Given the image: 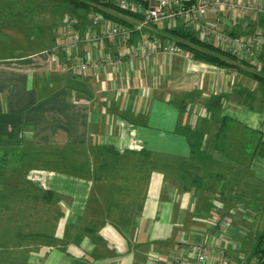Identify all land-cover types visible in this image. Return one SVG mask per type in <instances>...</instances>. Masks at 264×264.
I'll return each instance as SVG.
<instances>
[{"label": "crops", "instance_id": "1", "mask_svg": "<svg viewBox=\"0 0 264 264\" xmlns=\"http://www.w3.org/2000/svg\"><path fill=\"white\" fill-rule=\"evenodd\" d=\"M21 8L0 13V264H176L202 244L242 264L264 234L261 86L185 50L77 76L56 42L67 18L36 47L15 25L43 18ZM239 15L211 22L264 35V13Z\"/></svg>", "mask_w": 264, "mask_h": 264}, {"label": "built area", "instance_id": "2", "mask_svg": "<svg viewBox=\"0 0 264 264\" xmlns=\"http://www.w3.org/2000/svg\"><path fill=\"white\" fill-rule=\"evenodd\" d=\"M121 10L139 15L140 18L121 16L129 25L107 19L99 13L88 15L84 25L82 20L68 17L56 41L73 61L77 76L88 74L102 64L120 66L124 58L141 60L150 56H180L184 50L175 40L164 35H149L147 30L159 28L174 30L185 27L198 34L203 42L212 43L224 51L250 62L257 63L254 51L264 45V35H256L238 41L222 31L220 26L211 22V16L227 14L237 18L239 13H250L258 16L264 13V0H112ZM151 4H158L152 7ZM261 4V5H257ZM242 17V16H241ZM243 18V17H242ZM117 44L123 49L121 54L109 53L105 45ZM83 47L99 51L94 59L80 60ZM55 55V51H52ZM254 255H248L242 264H264V247ZM192 259L184 257L182 250L174 252L176 264H234L233 260L216 244L194 245L191 248ZM251 256V257H250ZM250 257V258H249ZM250 259V260H249Z\"/></svg>", "mask_w": 264, "mask_h": 264}, {"label": "trees", "instance_id": "3", "mask_svg": "<svg viewBox=\"0 0 264 264\" xmlns=\"http://www.w3.org/2000/svg\"><path fill=\"white\" fill-rule=\"evenodd\" d=\"M52 2L56 3L57 5L65 6L66 11L68 12V17H75L85 21L89 14L91 13H99L104 15L107 19L116 21L118 23H123L124 25H129L126 21L122 20L119 16L109 14L106 11L102 10L100 7L104 6H114L112 0H51ZM118 7V6H117ZM119 8V7H118ZM118 11L124 13L123 15L136 17L139 19L140 16L126 12L121 10L120 8ZM87 24V22H86ZM84 23V25H86ZM162 35L175 40L177 44L185 51L191 53L194 60L214 65L220 68H228L231 70H235L251 79L256 81L264 92V74L256 73L254 71V65L250 62L240 59L237 55L232 54L231 52L224 51L221 48L215 46L212 43L203 42L199 38L198 34L185 27H179L174 30H167L164 29L161 32ZM251 96L250 94L248 97ZM224 122L227 121L226 119L223 120ZM186 133L189 136H193L194 133L191 128H187ZM221 131H224V126L221 128ZM260 145L262 144V139H260ZM260 147V146H259ZM261 153L264 154V144H262ZM262 247H264V234L259 237L258 243L252 252L251 256L261 252ZM250 256V257H251ZM249 257V258H250ZM250 260V259H249Z\"/></svg>", "mask_w": 264, "mask_h": 264}, {"label": "rangeland", "instance_id": "4", "mask_svg": "<svg viewBox=\"0 0 264 264\" xmlns=\"http://www.w3.org/2000/svg\"><path fill=\"white\" fill-rule=\"evenodd\" d=\"M22 4L25 5V12H27V14L32 13V15H34L36 13V16L38 15L43 18V24L42 20L36 19L35 22L32 21V24H24V29H22L23 26L19 22H16L17 24L15 25L17 29L21 28V36L25 40V44H30L29 41H32L33 39L36 42V44H34L36 47L39 46V40H41L40 33L44 35L48 34V32L51 31L54 25L52 21H54L56 17H59V15H63L67 18L68 16V12L66 11L65 6H59L51 0H0V13L3 14L4 12L8 15H11L14 12L17 13V10H22ZM100 8L109 14L117 16H120V14H124L118 11L119 8L117 7V5H115L114 8L111 5ZM9 31H11L12 34L15 33L12 28H10Z\"/></svg>", "mask_w": 264, "mask_h": 264}, {"label": "bare ground", "instance_id": "5", "mask_svg": "<svg viewBox=\"0 0 264 264\" xmlns=\"http://www.w3.org/2000/svg\"><path fill=\"white\" fill-rule=\"evenodd\" d=\"M122 16H126V15H122ZM119 17H121V16H119Z\"/></svg>", "mask_w": 264, "mask_h": 264}]
</instances>
